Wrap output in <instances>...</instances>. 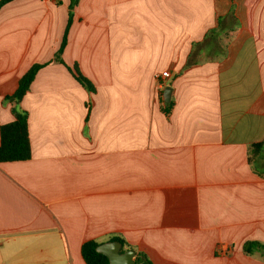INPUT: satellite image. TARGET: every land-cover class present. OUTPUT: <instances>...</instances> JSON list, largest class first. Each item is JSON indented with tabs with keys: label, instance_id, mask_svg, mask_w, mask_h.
Returning <instances> with one entry per match:
<instances>
[{
	"label": "crops",
	"instance_id": "crops-1",
	"mask_svg": "<svg viewBox=\"0 0 264 264\" xmlns=\"http://www.w3.org/2000/svg\"><path fill=\"white\" fill-rule=\"evenodd\" d=\"M70 1L0 9V126ZM61 58L95 91L52 61L20 100L31 156L0 163V264H85L115 237L153 264H264L242 249L264 242V0H77Z\"/></svg>",
	"mask_w": 264,
	"mask_h": 264
},
{
	"label": "trees",
	"instance_id": "trees-1",
	"mask_svg": "<svg viewBox=\"0 0 264 264\" xmlns=\"http://www.w3.org/2000/svg\"><path fill=\"white\" fill-rule=\"evenodd\" d=\"M13 0H0V9L12 2ZM77 0H71L69 5L67 23L63 32L60 46L53 56L50 62H58L63 64L67 70L71 73L74 79L90 93H94L95 88L93 84L84 77L78 70L76 64L67 66L63 63L61 55L64 50L67 41V34L72 23V10L76 5ZM50 62L45 63H34L28 70L19 78L17 87L12 94L3 97L4 103L11 104V112L13 120L9 123L0 126V163L2 162H18L26 161L30 159V141L28 137V115L27 112L19 108V102L22 97L29 90L30 84L32 83L36 73L42 67L48 65ZM172 107V102L166 104L164 112L168 114ZM264 149V140L254 143L249 147L250 158L248 162L251 163L253 159H256L260 152ZM119 241L122 246L124 242L120 238H113L110 241ZM99 245L94 240L84 242L80 248V255L85 264H109L108 259L96 252V247ZM243 252L249 255L255 252L260 253L262 260H264V242L260 241H246L242 246ZM136 264H153L143 253H137L135 258Z\"/></svg>",
	"mask_w": 264,
	"mask_h": 264
},
{
	"label": "water",
	"instance_id": "water-1",
	"mask_svg": "<svg viewBox=\"0 0 264 264\" xmlns=\"http://www.w3.org/2000/svg\"><path fill=\"white\" fill-rule=\"evenodd\" d=\"M170 87H166L163 91V100L169 101ZM96 252L104 255L109 264H136L134 260L135 252L132 249L122 251V244L119 241H107L100 243L96 247Z\"/></svg>",
	"mask_w": 264,
	"mask_h": 264
},
{
	"label": "built area",
	"instance_id": "built-area-1",
	"mask_svg": "<svg viewBox=\"0 0 264 264\" xmlns=\"http://www.w3.org/2000/svg\"><path fill=\"white\" fill-rule=\"evenodd\" d=\"M47 1H52V0H47ZM167 76V72H162L161 74H160V77L161 78H165ZM158 81H160V80H158Z\"/></svg>",
	"mask_w": 264,
	"mask_h": 264
},
{
	"label": "flooded vegetation",
	"instance_id": "flooded-vegetation-1",
	"mask_svg": "<svg viewBox=\"0 0 264 264\" xmlns=\"http://www.w3.org/2000/svg\"><path fill=\"white\" fill-rule=\"evenodd\" d=\"M122 251H123V249H122Z\"/></svg>",
	"mask_w": 264,
	"mask_h": 264
}]
</instances>
